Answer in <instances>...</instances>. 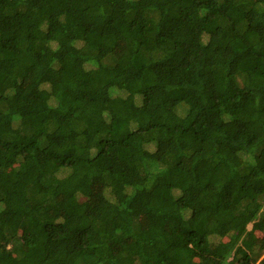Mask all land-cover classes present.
Wrapping results in <instances>:
<instances>
[{"label": "trees", "instance_id": "1", "mask_svg": "<svg viewBox=\"0 0 264 264\" xmlns=\"http://www.w3.org/2000/svg\"><path fill=\"white\" fill-rule=\"evenodd\" d=\"M0 264H264V0H0Z\"/></svg>", "mask_w": 264, "mask_h": 264}]
</instances>
